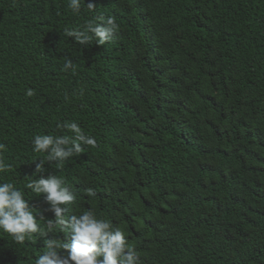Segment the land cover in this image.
Listing matches in <instances>:
<instances>
[{
	"label": "trees",
	"instance_id": "16d2710c",
	"mask_svg": "<svg viewBox=\"0 0 264 264\" xmlns=\"http://www.w3.org/2000/svg\"><path fill=\"white\" fill-rule=\"evenodd\" d=\"M91 2L77 14L69 0H0V183L46 233L0 230V264L67 240L27 188L42 175L75 193L66 218L92 210L123 229L138 264H264V0ZM99 16L119 25L111 42L65 34ZM65 122L95 145L62 162L33 151L36 135L71 136ZM159 225L172 228L163 247Z\"/></svg>",
	"mask_w": 264,
	"mask_h": 264
},
{
	"label": "clouds",
	"instance_id": "9594fccd",
	"mask_svg": "<svg viewBox=\"0 0 264 264\" xmlns=\"http://www.w3.org/2000/svg\"><path fill=\"white\" fill-rule=\"evenodd\" d=\"M87 4L89 9L94 7L91 0H87ZM68 7L78 14L82 0H69ZM118 28L114 18L99 16L88 21L82 30L65 29V34L80 44H87L95 39L98 46H103L113 40ZM62 70L74 72V61L68 58ZM27 95H33V91L29 90ZM59 127L67 129L72 135H36L32 140L33 151L46 153L48 161H65L80 153L82 145L94 146L96 143L95 138L86 135L76 122H65ZM5 149L6 146L0 143V153ZM7 168L8 165L0 160V171ZM42 169L43 161L36 164V172ZM27 188L38 195L44 194L54 217L47 220L48 232L51 233L55 225L67 235L65 242L55 238L46 239L47 250L36 258L35 264H138L139 256L135 247L127 241L124 230L114 226L110 220L98 217L92 210L65 217L63 206L74 202L76 196L63 179L55 175H42L39 179L30 181ZM86 191L89 196L95 195L90 188ZM0 230L11 234L17 242H23L34 233L46 235L37 223V217L24 198V193L13 183H0ZM164 230L172 235V228L168 226L159 225L155 229L162 247L165 246L162 235Z\"/></svg>",
	"mask_w": 264,
	"mask_h": 264
}]
</instances>
